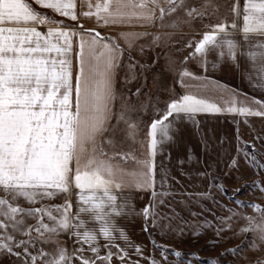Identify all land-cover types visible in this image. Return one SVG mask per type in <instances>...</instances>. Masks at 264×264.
<instances>
[{
	"label": "snow or ice",
	"instance_id": "snow-or-ice-1",
	"mask_svg": "<svg viewBox=\"0 0 264 264\" xmlns=\"http://www.w3.org/2000/svg\"><path fill=\"white\" fill-rule=\"evenodd\" d=\"M216 7L210 0H0V254L14 256L18 264H114V257L118 264H140L130 250L142 256L141 246L129 240L120 220L139 215L146 231L147 225L172 230L170 219L165 223L159 211L164 200L157 197L167 193L156 190L157 153L174 139V129L196 114L227 113L247 122L249 116L264 118V100H239L238 92L217 83L211 91L222 103L191 91L169 95L162 110L156 106V118L140 129L138 116L145 106L134 104L123 90L136 78L135 70L144 68L133 50L139 46L143 52L144 41L151 48L170 38L167 32L154 31L160 27L204 29L198 39L184 41L186 54L176 72L186 88L185 77L201 79L188 63L207 73L208 54L216 49L219 58L227 55L238 66L243 57L249 82L264 89V0H233L230 19L206 22L210 8ZM82 20L93 21V26ZM112 28L118 29L116 36L100 31ZM251 40L255 43H246ZM203 83L212 81L205 76ZM135 94L141 95L142 89L137 87ZM113 120L116 128L124 125L127 137L143 135L142 158L118 150L110 132ZM245 155L257 163L247 149ZM129 160L134 161L131 168L125 163ZM253 186L264 193L258 181ZM126 190H151L153 199L137 210ZM207 195L211 193L200 199ZM59 197L60 204L44 203ZM233 204L236 209L210 207L193 235L211 231L218 243L225 233L246 232L245 243L260 253L255 264H264V205ZM62 235L75 238L71 249ZM154 246L163 260L169 254L183 255L162 244ZM240 251L241 246L228 249L210 264H229L224 257ZM150 264L163 261L150 258Z\"/></svg>",
	"mask_w": 264,
	"mask_h": 264
},
{
	"label": "rangeland",
	"instance_id": "rangeland-1",
	"mask_svg": "<svg viewBox=\"0 0 264 264\" xmlns=\"http://www.w3.org/2000/svg\"><path fill=\"white\" fill-rule=\"evenodd\" d=\"M232 2L233 0H210L214 7H218L215 8V11L210 8L212 14L206 18V22L207 19L215 22L222 17H229L230 19L229 9ZM163 29L171 32L169 39L151 48L147 47V42L144 41L143 52L139 50V46L133 51L132 56L136 61L143 64L144 68L135 70L136 78L130 80L123 90L124 96L128 97L134 104L145 106L138 116L140 129L146 128L151 120L156 118L158 114L157 105L162 110L168 96L177 94L176 69L181 67L182 58L186 54L184 41L191 38L196 32L201 33L204 30L201 27L199 30L176 29L173 31L160 27L156 31L162 33ZM180 31H185L187 34L182 36ZM124 80L125 71L121 70L118 74V83L122 84ZM137 87L142 89V94L139 96L135 94ZM112 125L113 128L110 129V132L118 150H131L133 147L138 146L143 139L142 134L137 135L135 140L127 137L124 133L123 124L116 128V121H114ZM234 129L238 142L237 151L224 171L221 173L214 172L219 178L211 176L207 189L198 192L195 191L196 189L184 193L166 192L167 195L157 197V200L161 198L164 200V204L160 205L159 211L163 214L165 223H168L170 219L172 230H162L159 227L147 225L149 261L150 258H155L158 262L163 261V264H177L178 260L184 261L185 264L188 260H191L192 264H210L226 250L241 246L239 253L225 256L224 259L229 264H248L249 261H251V264H255L256 257L260 256V253L245 243L248 237L246 232H240L236 236L225 233L218 243L214 242L215 237L211 231L193 235L195 225L208 216L210 207L214 211L222 210L223 206L236 209L237 206L233 204V200L264 205V193L258 190V186H253L254 181H258L260 186H264V167H261V165H264V140L261 139L264 138V118L259 116L247 118V122L242 119V121L234 123ZM105 140L107 141V138ZM246 149L248 153L255 155L256 164H253L246 157ZM233 158H235V161ZM220 184L223 185V190H217V185ZM207 193H211V195H207L206 199L201 200L200 197L206 196ZM212 196L216 197L215 202L212 200ZM44 203L54 204L53 200H46ZM217 204L221 206L219 209ZM24 206L29 207L32 205L25 204ZM239 207L240 210L248 214H254L252 208H245L244 205ZM192 212H197L200 215L193 216L191 215ZM29 223H32V221H29ZM157 243L167 246L169 250L180 251L183 255L177 258L169 254L167 260H163L160 249L154 246ZM142 244L144 245L143 254L146 255L147 244L146 242ZM0 264H18V261L14 256L0 254Z\"/></svg>",
	"mask_w": 264,
	"mask_h": 264
},
{
	"label": "crops",
	"instance_id": "crops-1",
	"mask_svg": "<svg viewBox=\"0 0 264 264\" xmlns=\"http://www.w3.org/2000/svg\"><path fill=\"white\" fill-rule=\"evenodd\" d=\"M242 3V0H241ZM71 23V21H69ZM82 23L88 27L93 26V21L82 20ZM102 34H111L116 36L118 29H100ZM156 31V29H154ZM171 32L162 30V33ZM182 36L187 34L185 31H180ZM200 32H196L191 36L194 38L200 37ZM192 35V34H189ZM246 43L254 44L251 40ZM135 50V49H134ZM133 50V51H134ZM252 51H256L253 47ZM133 53V52H132ZM240 65L235 61L230 60L227 55L222 59L218 57L217 50L213 49L208 54V71L204 73L200 70L199 65L188 63V68L192 71L199 72L201 79L199 81L185 77V82L188 85H181L178 80L176 83V91L183 94L185 91H191L206 98L215 101L223 102L219 99V94L211 91L214 84H222L229 87L233 92H238V99L244 100L247 98L251 101L252 97L264 100V89L254 86L250 83L247 74V61L240 57ZM213 61H216L213 66ZM183 63V61H182ZM211 79L212 83H203L204 77ZM227 98V97H225ZM258 117L249 116L247 118ZM244 120L243 117L233 114H196L191 120H186L174 129L175 135L172 141L166 142L163 153H157L155 164L157 169L156 174V190L158 192H185V191H202L209 187L211 176L219 178L214 172H222L226 169L230 159L234 156L238 148V142L235 134L234 123ZM115 120L112 121V123ZM143 138V136H142ZM106 139V138H105ZM106 141V140H105ZM111 150V149H108ZM121 151V150H120ZM134 154L137 158H142L144 148L142 143L131 150H126ZM183 162V163H181ZM126 165L131 168L134 161H125ZM211 170V171H210ZM201 173H207L202 175ZM161 175L166 177V183L161 184ZM194 191V190H193ZM125 194L129 197L130 204L137 210L142 209L150 200L153 199L151 190H126ZM54 204L63 202V197L52 199ZM77 200L73 197V211H76ZM119 226L124 227L129 240L140 245L143 252V242H146V255H137L130 250V255L133 260H140V264H150L149 261V244L147 243V231L145 223L139 215H129L127 219H121ZM145 239V240H144ZM62 240L66 246L71 249L75 243L74 237L62 235ZM86 247V246H85ZM144 251V252H145ZM103 254V252H102ZM114 264H118L114 257Z\"/></svg>",
	"mask_w": 264,
	"mask_h": 264
}]
</instances>
